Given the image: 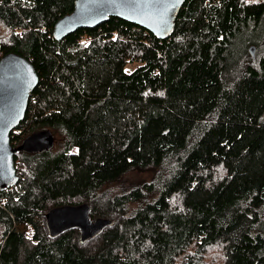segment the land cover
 Returning <instances> with one entry per match:
<instances>
[{
    "label": "trees",
    "instance_id": "1",
    "mask_svg": "<svg viewBox=\"0 0 264 264\" xmlns=\"http://www.w3.org/2000/svg\"><path fill=\"white\" fill-rule=\"evenodd\" d=\"M73 3L0 0V57L38 74L10 142L59 135L14 154L0 264H264V0H184L165 39L109 17L56 40ZM45 203L110 223L49 238Z\"/></svg>",
    "mask_w": 264,
    "mask_h": 264
},
{
    "label": "water",
    "instance_id": "2",
    "mask_svg": "<svg viewBox=\"0 0 264 264\" xmlns=\"http://www.w3.org/2000/svg\"><path fill=\"white\" fill-rule=\"evenodd\" d=\"M184 0H74L73 9L60 17L52 35L61 40L79 28H90L116 17L133 23L158 39L169 37ZM256 47L248 46L255 59ZM38 83L32 63L15 52L0 57V191L11 188L18 181L14 154L17 149L37 151L49 148L52 138L47 132L27 136L18 147L10 142V132L24 118L30 92ZM90 206L60 205L47 210L44 223L49 238L68 230H78L80 239L95 237L110 223L109 219L89 216Z\"/></svg>",
    "mask_w": 264,
    "mask_h": 264
},
{
    "label": "rangeland",
    "instance_id": "3",
    "mask_svg": "<svg viewBox=\"0 0 264 264\" xmlns=\"http://www.w3.org/2000/svg\"><path fill=\"white\" fill-rule=\"evenodd\" d=\"M248 39H252V41H257L258 42V49H261L260 51L262 53H264V18L261 20V23L258 24L257 26L253 27L252 29H250L247 33ZM256 52V50H255ZM135 67V65H127L126 66V70L130 71L131 69H133ZM263 119H264V113L262 115ZM54 143H51L49 148L52 149H56L57 148V141L59 140V135H54ZM28 202V201H26ZM55 204L54 203H45L44 205L40 206V209H42L44 212H46L47 210H49L50 208L54 207ZM44 219L41 218L40 222L43 224ZM45 224V223H44Z\"/></svg>",
    "mask_w": 264,
    "mask_h": 264
}]
</instances>
